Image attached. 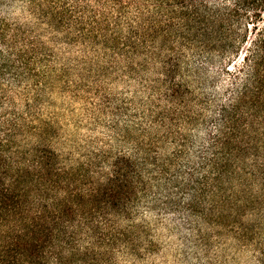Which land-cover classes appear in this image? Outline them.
<instances>
[{
  "label": "rangeland",
  "instance_id": "374dc122",
  "mask_svg": "<svg viewBox=\"0 0 264 264\" xmlns=\"http://www.w3.org/2000/svg\"><path fill=\"white\" fill-rule=\"evenodd\" d=\"M60 1V27L4 4L38 55L31 85L11 92L12 156L84 187L130 165L132 246L110 264H264V123L231 109L243 77L175 0Z\"/></svg>",
  "mask_w": 264,
  "mask_h": 264
},
{
  "label": "trees",
  "instance_id": "16d2710c",
  "mask_svg": "<svg viewBox=\"0 0 264 264\" xmlns=\"http://www.w3.org/2000/svg\"><path fill=\"white\" fill-rule=\"evenodd\" d=\"M18 1L40 10L52 26L62 24L66 6L60 0ZM5 2L0 0V264H110L132 246L134 171L118 162L111 174L84 187L72 184L77 173L24 166L12 156L11 92L31 85L38 55L27 31L5 14ZM175 9L213 58H226V72L243 77L231 109L245 108L264 123V25L258 24L264 0H175ZM252 25L257 32L248 42Z\"/></svg>",
  "mask_w": 264,
  "mask_h": 264
}]
</instances>
